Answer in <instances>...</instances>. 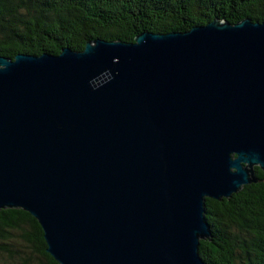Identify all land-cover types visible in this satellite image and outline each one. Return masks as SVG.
<instances>
[{
  "label": "water",
  "instance_id": "obj_1",
  "mask_svg": "<svg viewBox=\"0 0 264 264\" xmlns=\"http://www.w3.org/2000/svg\"><path fill=\"white\" fill-rule=\"evenodd\" d=\"M264 170V21L0 55V208L60 264H205V198Z\"/></svg>",
  "mask_w": 264,
  "mask_h": 264
},
{
  "label": "trees",
  "instance_id": "obj_2",
  "mask_svg": "<svg viewBox=\"0 0 264 264\" xmlns=\"http://www.w3.org/2000/svg\"><path fill=\"white\" fill-rule=\"evenodd\" d=\"M264 21V0H0V55L82 50L95 38L133 41L143 31H186L215 18ZM229 197L205 198V264H264V170ZM28 211L0 208V264H60ZM4 260V261H3Z\"/></svg>",
  "mask_w": 264,
  "mask_h": 264
},
{
  "label": "rangeland",
  "instance_id": "obj_3",
  "mask_svg": "<svg viewBox=\"0 0 264 264\" xmlns=\"http://www.w3.org/2000/svg\"><path fill=\"white\" fill-rule=\"evenodd\" d=\"M4 261V260H3Z\"/></svg>",
  "mask_w": 264,
  "mask_h": 264
}]
</instances>
